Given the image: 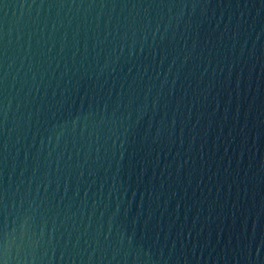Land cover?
Here are the masks:
<instances>
[{"label": "water", "instance_id": "water-1", "mask_svg": "<svg viewBox=\"0 0 264 264\" xmlns=\"http://www.w3.org/2000/svg\"><path fill=\"white\" fill-rule=\"evenodd\" d=\"M0 264H264V0H0Z\"/></svg>", "mask_w": 264, "mask_h": 264}]
</instances>
